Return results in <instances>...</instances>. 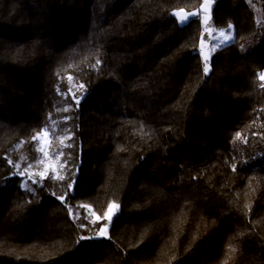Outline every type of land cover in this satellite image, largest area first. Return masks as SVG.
<instances>
[{
	"label": "trees",
	"instance_id": "obj_1",
	"mask_svg": "<svg viewBox=\"0 0 264 264\" xmlns=\"http://www.w3.org/2000/svg\"><path fill=\"white\" fill-rule=\"evenodd\" d=\"M205 1L0 0V264H264V0H212L208 73Z\"/></svg>",
	"mask_w": 264,
	"mask_h": 264
},
{
	"label": "rangeland",
	"instance_id": "obj_2",
	"mask_svg": "<svg viewBox=\"0 0 264 264\" xmlns=\"http://www.w3.org/2000/svg\"><path fill=\"white\" fill-rule=\"evenodd\" d=\"M211 5H212V0H206L204 4L202 5V7L198 10L187 11L184 9H179V10L174 11L175 16L178 18L179 22L181 23L188 21V19L191 17H196L193 15L194 13L199 14V20L202 25V36H201V42H200L201 58L203 61V66L204 67L207 66L209 70H210V59L212 57L214 50L217 47L224 45L226 42L222 40L221 38H219L218 36V33H220L221 30L217 32V30L213 26V23L211 20V14H210ZM223 33L226 34V32H223ZM205 54L208 56L207 62L204 59ZM64 141H67V138L62 137L61 135L60 137H56V139H53L51 143L55 144L59 142V144H63ZM45 143H46V140L43 139V144L42 145L40 144L39 148L37 147V149L40 151L41 149H43V151H41L42 156L40 157L39 160H36V161L25 160L24 161V158H25L24 154L20 152V146L22 145L21 143L18 144L17 148L14 150L12 157L16 159L17 165L19 166L23 165L24 168L31 174L41 173L45 171L48 174L51 170H53L56 175L61 174L62 173L60 169L61 162H59V160L55 158L54 156L48 154L47 149H45L46 147L49 148L50 145H53V144L48 143L47 145H45ZM63 154L66 155L67 160L65 161V163L67 164L68 160L72 159V155L66 151H64ZM69 170L70 169H68V171Z\"/></svg>",
	"mask_w": 264,
	"mask_h": 264
},
{
	"label": "snow or ice",
	"instance_id": "obj_3",
	"mask_svg": "<svg viewBox=\"0 0 264 264\" xmlns=\"http://www.w3.org/2000/svg\"><path fill=\"white\" fill-rule=\"evenodd\" d=\"M193 15L196 16L197 19L199 18V14H198V13H194ZM230 28H231V25H229V29H230ZM220 35L223 36L224 33L221 32ZM228 39H229L228 37H225V40H228ZM204 59H205V61L207 62V60H208V56H207L206 54H205ZM98 63H100V61H97V64H98ZM204 72H205V73H208V72H209V68H208L207 66L204 67ZM259 79H260L261 81H264V73H261V74L259 75ZM80 87H83V85H80ZM261 87H264V85H261ZM69 93H71V88L69 89ZM65 95H67V93H66ZM73 99L76 101V104L78 105V104H79V99H78L74 94H73ZM44 135H48V132L45 131V132H44ZM53 135H55V133H53ZM238 135H239V134H238ZM38 138H39L38 136L33 137V139H38ZM41 151H43V149H41ZM57 155H59V153H57ZM69 155H70V154H69ZM38 159H39V158H38ZM8 163H12V162H11V161H8ZM20 174L23 175V173H20ZM46 175H47L46 171H45V172H41V173H40V178L43 179ZM52 178H53V179H56V178H57V175L54 174ZM60 199L63 200V196L60 197ZM81 207L84 208V210H85V215H84L83 218H84L85 220H88V219H89V215H88V208H87L86 205H79V206H77V212H79V208H81ZM117 209H119V204L112 203V204L109 206V208H108V210H107V213H106L105 215L101 216V215H95V214L93 213V215L95 216V221H101V220H107V221H109V222L112 221V219H113V215H114V213L116 212ZM80 226H81V227H85L86 225L81 224ZM97 236H98V237L110 238L109 235H108V226H107L106 224H102V225H101V228L98 230ZM84 238H85V237H81V239H84ZM232 251L234 252L235 249H232Z\"/></svg>",
	"mask_w": 264,
	"mask_h": 264
},
{
	"label": "crops",
	"instance_id": "obj_4",
	"mask_svg": "<svg viewBox=\"0 0 264 264\" xmlns=\"http://www.w3.org/2000/svg\"><path fill=\"white\" fill-rule=\"evenodd\" d=\"M221 32H225L224 30H221Z\"/></svg>",
	"mask_w": 264,
	"mask_h": 264
}]
</instances>
